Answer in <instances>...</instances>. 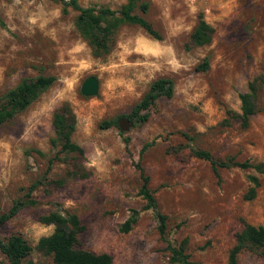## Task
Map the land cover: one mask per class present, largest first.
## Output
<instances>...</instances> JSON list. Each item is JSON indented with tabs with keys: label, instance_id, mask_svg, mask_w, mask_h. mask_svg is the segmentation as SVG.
<instances>
[{
	"label": "rangeland",
	"instance_id": "1",
	"mask_svg": "<svg viewBox=\"0 0 264 264\" xmlns=\"http://www.w3.org/2000/svg\"><path fill=\"white\" fill-rule=\"evenodd\" d=\"M125 1L77 3L114 10ZM143 1L142 17L160 40L123 24L111 50L95 57L73 25L75 11L63 13L48 0H0V98L23 79L54 78L24 111L0 125V213L37 183L30 194L36 204L0 227L2 239L19 234L31 248L26 261L52 264L35 246L52 231L38 217L54 211L73 213L83 225L77 249L107 253L112 264H168L155 212L143 210L137 195L136 163L166 217L167 239L185 240L190 264H226L242 223L264 224V176L232 166L247 162L264 169V87L248 126L241 128L236 118L239 95L252 78L264 75V0ZM198 15L213 32L206 45L194 47L188 38ZM203 62L207 69L199 70ZM89 76L98 80V90L83 97L79 86ZM158 78L171 81L172 95L155 100L144 123L125 132L102 126L128 115ZM62 103L74 115L70 138L82 156L57 153L49 142L51 114ZM146 143L151 144L141 152ZM195 149L227 167L215 177L207 161L191 155ZM249 175L259 186L245 201ZM132 211L135 223L119 232ZM0 264H7L1 254ZM237 264H264V257L243 251Z\"/></svg>",
	"mask_w": 264,
	"mask_h": 264
},
{
	"label": "trees",
	"instance_id": "2",
	"mask_svg": "<svg viewBox=\"0 0 264 264\" xmlns=\"http://www.w3.org/2000/svg\"><path fill=\"white\" fill-rule=\"evenodd\" d=\"M61 5V11L67 8L76 12L73 25L82 38L85 39L91 49L93 56L98 57L107 54L114 41L117 28L123 24L136 25L154 40H160L159 35L152 29L151 25L142 17L147 9L143 0H126L118 9L111 10L105 7H81L77 0H48ZM138 10L139 14L134 11ZM1 24V23H0ZM212 28L197 16V22L191 31L188 41L191 46L200 47L206 45L212 36ZM197 68L206 70L207 63H201ZM54 82L52 76H36L21 80L14 88L6 91L0 98V125L10 121L16 114L24 111L39 95L46 91ZM260 87H264V75L252 78L246 85V91L239 95V111L236 116L239 126L246 128L249 118L257 112L256 100ZM172 95V83L169 79L158 78L154 80L141 100L130 110L124 118L132 122V125L144 123L147 120V111L155 100L161 97L170 98ZM74 115L67 103H62L51 114V128L53 137L50 139L51 146L58 147L57 153H71L77 156L83 155V150L71 141L74 131ZM116 125L114 121L103 122L102 126ZM117 127V126H116ZM125 147L128 138L123 139ZM151 143L141 147V152ZM38 153V152H37ZM191 155L197 159L207 161L215 177L217 169L226 168L227 164L216 160L203 150H191ZM48 160V166L52 161ZM239 169H252L264 176V169L260 164L251 165L247 162L233 163ZM141 185L137 195L144 201L143 210H152L156 217V230L159 238L165 243V249L169 253L168 264H190L188 255L185 253L186 242L184 239L178 243L166 237V217L157 210L156 201L148 188V178L143 174L139 164H135ZM249 186L242 198L245 201L255 197L259 186L255 176H247ZM37 183L31 184L27 189L24 199L14 201L5 213H0V227L9 219L14 217L22 208L34 206L36 202L30 198L31 192ZM137 213L131 215L120 225L119 232L127 233L136 221ZM38 221L47 226H52L49 235L40 237L36 243V250L51 257L52 264H112V258L107 253L95 254L90 251L76 248L77 236L84 230L78 217L69 212L60 214L49 212L38 217ZM31 248L19 234H11L6 239L0 237V254L5 258L7 264H34L26 261ZM243 251H249L264 257V224L253 226L242 223V228L234 236V243L228 250L226 264H237V257Z\"/></svg>",
	"mask_w": 264,
	"mask_h": 264
},
{
	"label": "water",
	"instance_id": "3",
	"mask_svg": "<svg viewBox=\"0 0 264 264\" xmlns=\"http://www.w3.org/2000/svg\"><path fill=\"white\" fill-rule=\"evenodd\" d=\"M98 90V80L94 76L86 77L79 86V93L83 97H93ZM132 125V122L127 118H121L116 122V126L120 132L127 131Z\"/></svg>",
	"mask_w": 264,
	"mask_h": 264
}]
</instances>
